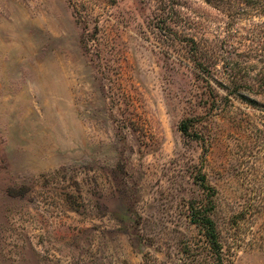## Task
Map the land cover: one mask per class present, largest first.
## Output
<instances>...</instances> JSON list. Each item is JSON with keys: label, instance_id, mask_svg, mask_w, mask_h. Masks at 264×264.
<instances>
[{"label": "rangeland", "instance_id": "374dc122", "mask_svg": "<svg viewBox=\"0 0 264 264\" xmlns=\"http://www.w3.org/2000/svg\"><path fill=\"white\" fill-rule=\"evenodd\" d=\"M82 2L0 0V264H264V0H172L206 79Z\"/></svg>", "mask_w": 264, "mask_h": 264}, {"label": "trees", "instance_id": "16d2710c", "mask_svg": "<svg viewBox=\"0 0 264 264\" xmlns=\"http://www.w3.org/2000/svg\"><path fill=\"white\" fill-rule=\"evenodd\" d=\"M115 0H83L82 6H88L90 9H95L100 2L106 4L114 3ZM155 8L152 12L151 18L148 21V27L153 33L160 39H166L170 41L169 50H177L178 58L184 59L189 63H192L194 68L201 73V77L205 78L209 75L208 69V56L205 52H202V48L198 42L183 32H180L176 28L175 12L173 10L172 0H154ZM86 10V9H85ZM173 17V18H172ZM178 46V48H177ZM234 95H238V92L231 90ZM189 120L181 123V129L183 133H187V126ZM201 186L203 189H210L204 184L203 178L201 179ZM209 211L207 204L201 202L195 210H192L191 218L193 223L200 225L203 230L205 237L217 252H220V246L218 244V233L215 228V224L211 217L208 215Z\"/></svg>", "mask_w": 264, "mask_h": 264}]
</instances>
